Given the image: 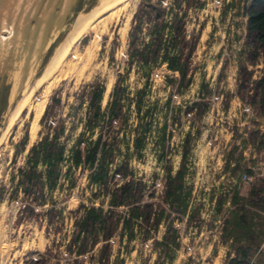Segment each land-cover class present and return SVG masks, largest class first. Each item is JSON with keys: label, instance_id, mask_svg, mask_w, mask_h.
Returning <instances> with one entry per match:
<instances>
[{"label": "rangeland", "instance_id": "obj_1", "mask_svg": "<svg viewBox=\"0 0 264 264\" xmlns=\"http://www.w3.org/2000/svg\"><path fill=\"white\" fill-rule=\"evenodd\" d=\"M108 1L83 0L80 9L89 11ZM144 1L130 0L107 15L98 31H90L77 45L64 67L65 74L35 93L33 103L46 98L44 114L48 109L35 134L34 112L26 110L0 143V264H29L42 255H47L48 264L97 262L102 244L86 257L70 254L67 248L81 206L111 209L108 194L92 183L94 169H75L69 162L62 163L57 188L45 190L46 204L35 206L36 216L23 213L28 200L19 185L20 172L28 169L32 148L51 136L54 127L64 128L61 142L67 145L66 158L78 140L86 146L102 133L103 142L113 145L108 158L115 161L112 170L128 161L132 178L142 185V203H152L157 213L165 211L156 229L139 222L132 238L120 227L110 241V264H226L234 256L236 236L228 221L238 213L233 199L243 191L237 176L245 170V139L253 126L259 127L254 120L260 114L256 82L264 70L259 46L247 31V9L253 0H184L180 9L174 0L163 1L167 21L172 22L179 13L187 26L189 47L195 45L184 81L161 60L145 66L131 59L134 39L140 47L151 41L152 24L144 25L132 37L133 19ZM60 17L56 14L53 28ZM74 18L69 14L64 30L52 32L43 48L45 24L44 28L40 25L39 37L27 44L30 52L17 43L9 94L0 107V140L14 108L45 70ZM166 40L168 52L175 54L172 40L169 36ZM7 51L5 46L0 50V59ZM25 64L29 68L22 82ZM96 85L105 89L104 118L99 128L91 131L87 128L91 111L88 92ZM117 85L125 89L122 113L110 126L111 95ZM53 99L60 103L53 105ZM196 103L205 105L201 116ZM137 141L141 149L135 147ZM236 161H242L240 169H236ZM180 170L184 172L181 198L170 205L165 200L168 173L175 177ZM117 181L118 176L110 186ZM117 212L127 217L126 208ZM253 218L255 234L247 237V243L257 248L264 241V217Z\"/></svg>", "mask_w": 264, "mask_h": 264}, {"label": "trees", "instance_id": "obj_2", "mask_svg": "<svg viewBox=\"0 0 264 264\" xmlns=\"http://www.w3.org/2000/svg\"><path fill=\"white\" fill-rule=\"evenodd\" d=\"M164 0H147L138 8L134 16V27L132 37L143 30L144 25L152 24L149 33L151 41L143 46H137L135 39L130 43L131 59L136 58L137 62L143 65H150L159 60L163 61L168 69L178 73L181 80H185L188 76L189 59L193 56L195 45L189 47L191 42L188 41L187 26L183 18L179 17V13H175L171 21H167V9L163 7ZM176 8H181L184 0H174ZM191 5H188L190 7ZM247 31L250 36L254 37L260 49V54L264 59V0H253L247 9ZM170 22V23H169ZM170 37L173 46L176 48L175 54H170L167 48V38ZM178 45L182 48H177ZM187 53H184L185 50ZM191 82L190 78L186 85ZM256 89L259 97L260 113L264 115V76L256 82ZM104 87L102 85L94 86L88 92L90 114L88 117L87 128L95 131L99 128L104 114L102 112V100L104 95ZM125 89L118 85L114 88L111 95L112 103L110 104V126H113V119L119 118L122 113V97ZM141 93L138 94V103L141 101ZM53 105L60 103L59 99H53ZM52 107V106H51ZM139 108V107H138ZM195 109L201 116L205 110L203 103H196ZM46 110L43 119L47 116ZM64 138V128H52L51 136H45L42 140L32 148L31 159L27 170H21L19 177V185L21 186L24 198L28 200L23 208V213L28 216H36V205L43 207L45 203V190H54L59 184L61 177L60 165L69 162L72 168L93 170L92 183L100 187L109 196L111 209L104 211L103 208H86L81 206L80 214L74 221V231L72 239L68 245V252L78 257H86L90 252L94 251L99 244L96 256V264H110L113 248L110 243L112 238L118 233L120 227L129 231V238H132L133 228L139 222L147 227L156 229L164 217V209L159 213L156 212L152 203H142V185L136 183L132 178V172L128 161L119 164L113 171L112 164L114 159H109L112 155L113 145L104 141L102 133L96 141L82 145V141L78 140L76 144L69 150L70 155L66 158L67 145L61 142ZM137 149L142 148V144L137 141L135 144ZM188 150H185L184 157ZM44 169L41 170L40 168ZM250 173V171H249ZM252 173V172H251ZM119 177L113 187L110 183ZM184 172L178 171L175 177L168 173L167 189L165 192V200L170 204L178 202L181 198L183 189L182 179ZM233 205L238 208V213L234 216L235 221L232 224L235 233V241L237 245L234 247V258L229 259L226 264H249L253 258H256L257 249L251 243H247L248 236H254V227L251 225L253 216H259L258 213L251 210L264 212V180L257 179L253 184L248 198H240L235 196ZM126 208L128 210L127 217L122 218L118 209ZM173 240L176 239V231H173ZM241 239V240H239ZM244 242V243H243ZM47 255H42L39 260H33L29 264H48ZM122 263V261H121ZM255 264H261L258 260Z\"/></svg>", "mask_w": 264, "mask_h": 264}, {"label": "water", "instance_id": "obj_3", "mask_svg": "<svg viewBox=\"0 0 264 264\" xmlns=\"http://www.w3.org/2000/svg\"><path fill=\"white\" fill-rule=\"evenodd\" d=\"M82 2L83 0H49V2L48 0H0V46H2L0 50L4 51V46L8 48L5 58L0 59V107L2 103H5L9 94V85L12 79L11 71L16 62L13 54L17 43L19 46L22 45L21 49H25L27 44L31 42L30 40H34L40 35V25L44 28L45 24V30H43V36L41 37V48H43L46 40L52 36L51 33L63 31L66 26L65 21L67 17L69 14H74V21L66 31L63 41L55 50L53 58L57 51L66 43L71 31L75 27L77 17L80 14H88L104 4L84 12L80 9ZM46 5L47 8H45ZM56 14H60L61 17L56 22V28H53ZM31 50L28 45L27 51L30 52ZM28 68L29 64H25L22 82L27 78ZM44 72L45 70L36 78L31 88L43 76ZM9 120L10 118L7 121L6 127Z\"/></svg>", "mask_w": 264, "mask_h": 264}, {"label": "bare ground", "instance_id": "obj_4", "mask_svg": "<svg viewBox=\"0 0 264 264\" xmlns=\"http://www.w3.org/2000/svg\"><path fill=\"white\" fill-rule=\"evenodd\" d=\"M129 1L130 0H109L92 12L88 14H80L77 17L75 27L71 31L66 43L57 51V53L54 55V57L46 67L43 76L38 81H36V83L30 89L29 93L13 111L6 130L1 137L0 143H2V141L7 137V133L12 129V127H14V125L26 110L31 113L34 112L32 130L33 134H35L37 130V124L44 114L46 105V98L38 101L37 103H33V96L35 95V93L51 80L53 81L60 75H64V67L83 37L92 30L98 31L100 21H102L107 15L114 13L121 6L129 3Z\"/></svg>", "mask_w": 264, "mask_h": 264}, {"label": "crops", "instance_id": "obj_5", "mask_svg": "<svg viewBox=\"0 0 264 264\" xmlns=\"http://www.w3.org/2000/svg\"><path fill=\"white\" fill-rule=\"evenodd\" d=\"M262 74H264V70L262 71ZM259 117L264 118V115H262L260 113ZM253 130L254 131H252V133H250V136L247 137L248 139H245L246 140L245 145H246L247 149L244 152L243 159H242V157L240 158L245 163V170H243L244 171L243 173H248V174H253V171L251 170V168L255 167V165L258 163V159H256V158L257 157L259 158L262 156V144L260 142V136H259L258 128L253 126ZM241 162L242 161H236V163H235L236 169L241 168L240 167ZM249 171H250V173H249ZM239 176H237V181H238ZM262 180H264V179H262ZM239 184H241V183H239ZM252 186H253V184L252 185L241 184L243 191L238 196L240 198H248L249 194L251 192ZM233 207L237 208L236 205H233ZM251 211H252V213L256 212L259 214V216L264 217V212H261L258 210H251ZM236 213H234V214H236ZM232 217H233V215H232ZM234 217H233V220L231 221V223H233L235 221ZM256 249H257L256 255H255L256 260H258L259 263L264 264V241L261 243L260 246H257ZM234 257H235V255L232 258H234Z\"/></svg>", "mask_w": 264, "mask_h": 264}, {"label": "built area", "instance_id": "obj_6", "mask_svg": "<svg viewBox=\"0 0 264 264\" xmlns=\"http://www.w3.org/2000/svg\"><path fill=\"white\" fill-rule=\"evenodd\" d=\"M263 76L264 74H260V78H262ZM251 117H254V115H251ZM254 120L259 123L258 131L260 142L262 144V156L256 158L258 159V163L255 165V167L251 168L253 174L243 173L239 176L237 182L244 185H252L257 181V179H264V118L255 116ZM255 261L256 258H253L249 264H255Z\"/></svg>", "mask_w": 264, "mask_h": 264}]
</instances>
